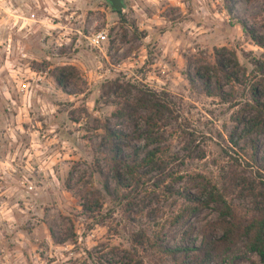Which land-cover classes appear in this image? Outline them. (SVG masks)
I'll return each instance as SVG.
<instances>
[{
	"label": "rangeland",
	"instance_id": "1",
	"mask_svg": "<svg viewBox=\"0 0 264 264\" xmlns=\"http://www.w3.org/2000/svg\"><path fill=\"white\" fill-rule=\"evenodd\" d=\"M123 5L117 15L103 0H0V264H197L204 234L220 237L222 209L186 214L185 199L201 190L199 177L213 185L236 175L237 186L264 182L255 174L260 163L251 160L262 158L264 136L255 150L249 139L227 156L222 151L244 90L222 81L221 96L206 97L188 83L194 67L229 58L221 50L235 55L236 72L249 83L263 51L239 22L264 36V0ZM100 32L107 42L93 49L88 39ZM68 67L62 90L55 77ZM115 83L123 98L167 95L172 116L161 132L177 157L160 175L144 170L119 194L101 146L119 101ZM142 129H126L125 156L143 145ZM226 200L240 217L255 205L241 189ZM210 264L263 263L241 240Z\"/></svg>",
	"mask_w": 264,
	"mask_h": 264
},
{
	"label": "trees",
	"instance_id": "2",
	"mask_svg": "<svg viewBox=\"0 0 264 264\" xmlns=\"http://www.w3.org/2000/svg\"><path fill=\"white\" fill-rule=\"evenodd\" d=\"M111 12L121 15V11L111 10ZM239 25L244 34L263 51V60L255 64L249 83H244L241 80L244 77L239 78V74L236 72V70H240L239 63L235 55L227 53L226 50H221V52L228 54L229 58L218 57L219 51H215V56L221 60H215L213 64L207 63L194 67L191 76H188L190 88L199 91L206 97H220L222 81L229 86L231 91L239 89L245 92V99L233 107H238V109L232 115L234 126L228 141V145L231 147L226 146V149L222 150L225 152V156L228 151L233 150L232 148H238L240 142H246L249 139H254V141H250V147L255 150V141L258 137L264 136V76L262 75L264 70V36L249 29L243 22H239ZM71 71L73 69L69 67L58 70L55 80L62 90H65L67 86L68 75ZM214 83L217 88L213 87ZM121 89L122 87L115 83V98L119 101L116 103V110L111 114L112 123L102 127L103 136L101 137L105 160L109 164L112 181L118 194L128 190L140 180L144 170L160 175L177 158L169 154L164 145V134L161 132L162 121L164 122L166 117L172 116L167 95L139 92L131 98L128 97L131 93L123 98L120 94L118 95L120 92H117ZM138 125L143 128L142 135L139 137L143 145L136 147L137 149L132 155L125 156L124 152L130 146L126 129L134 130ZM236 134L238 137L234 139ZM253 158L260 163L259 171H256L255 174L258 179L264 180V148L262 149V158L258 159L257 154L251 158L254 161ZM237 178L239 176L236 175L226 185H213L210 181L199 177L201 190L197 194L198 198L185 199L187 204L185 212L188 215L208 208L210 205L222 207L216 226L220 237L215 240L209 233L204 234L198 249L197 264H210L221 251H225L241 240L245 242L246 248L257 255L264 264V182L257 180L247 186H237L235 184L239 180ZM239 189L245 193L246 197L255 201L254 208L247 217L236 215L227 204L228 193ZM83 209L88 211L86 205H83ZM178 252L185 253L188 250L181 249ZM166 253L172 254L169 250Z\"/></svg>",
	"mask_w": 264,
	"mask_h": 264
},
{
	"label": "built area",
	"instance_id": "3",
	"mask_svg": "<svg viewBox=\"0 0 264 264\" xmlns=\"http://www.w3.org/2000/svg\"><path fill=\"white\" fill-rule=\"evenodd\" d=\"M106 42H107V36L104 32H100L96 35H92L88 39L89 46L97 50H99L102 47V45H104ZM17 88H18V91L23 96H26L29 92L26 85H24L23 83H18Z\"/></svg>",
	"mask_w": 264,
	"mask_h": 264
},
{
	"label": "water",
	"instance_id": "4",
	"mask_svg": "<svg viewBox=\"0 0 264 264\" xmlns=\"http://www.w3.org/2000/svg\"><path fill=\"white\" fill-rule=\"evenodd\" d=\"M112 11L119 12L124 9L123 0H103Z\"/></svg>",
	"mask_w": 264,
	"mask_h": 264
}]
</instances>
